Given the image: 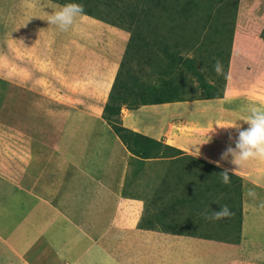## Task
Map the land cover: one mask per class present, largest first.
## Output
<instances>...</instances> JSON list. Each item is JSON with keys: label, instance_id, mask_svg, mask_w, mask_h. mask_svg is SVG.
Returning <instances> with one entry per match:
<instances>
[{"label": "crops", "instance_id": "crops-1", "mask_svg": "<svg viewBox=\"0 0 264 264\" xmlns=\"http://www.w3.org/2000/svg\"><path fill=\"white\" fill-rule=\"evenodd\" d=\"M237 4L228 66L218 59L225 84H217L222 75L214 71L207 78L218 91L192 93L208 98L122 105L125 127L180 151L172 157L173 149L165 147V157L143 160L103 117L126 59L129 31L87 14L61 31L47 21L65 5L60 1L0 0V264H264V209L259 207L264 202V162L238 167L231 155L222 159L229 146L235 148L239 131L249 127L243 121L249 108L264 105V0ZM156 34L151 41L158 39ZM186 35L182 46L188 42L189 48L175 53L174 60L189 57L191 72L205 74L207 60L217 61L208 55L213 46H193L204 35ZM217 46L213 53L220 52ZM200 48L207 55L203 60L198 59ZM129 64L138 71L142 62ZM198 77L193 76L192 90L204 91ZM191 111L199 117L187 118ZM233 123L241 127L218 126ZM166 162L185 168L187 176L178 178L181 195L190 200L188 207L197 203L203 210L208 195L196 194L197 176L203 179L197 169H205L203 185L213 183L207 179L214 170H235L229 184L240 186L241 193L231 200L236 212L231 209L230 219L237 222L241 200L239 240L203 236L205 231L185 230V225L172 230L139 225L149 199L125 195L122 186L129 177L134 186L155 190V181L168 176ZM84 178L105 188V194L97 188L104 196L80 188ZM107 178L118 186L106 194ZM250 189L256 199L248 197ZM181 208L183 224H196L188 222L186 208Z\"/></svg>", "mask_w": 264, "mask_h": 264}, {"label": "rangeland", "instance_id": "rangeland-1", "mask_svg": "<svg viewBox=\"0 0 264 264\" xmlns=\"http://www.w3.org/2000/svg\"><path fill=\"white\" fill-rule=\"evenodd\" d=\"M61 1L62 2L64 1L65 3H69V2L74 3L71 0H61ZM239 1L240 0H102V2L99 3L101 6H99L98 8L102 10L104 15H107L106 17H109L111 20H114L116 23H119L125 26V29L126 28L131 29L134 26L138 28L139 32L135 33L134 43L131 46V48L127 51L128 54L126 55V60H125L126 66L124 70L125 71L128 70L129 65H131L129 63L131 61L133 62L135 59L137 60L138 57L140 61L142 62V65L141 67L140 66L138 67L140 70L134 72L132 75L128 77H125L123 75L122 78H126L125 80L129 79V77L132 78L131 82L133 84L132 85L133 89L135 91H141L142 95L146 96V99L150 97L152 98L156 97V98H162L164 100L165 99L175 100V99H180V98H185V97L196 98L197 96L190 95L193 92H196V93L204 92V95H210L218 91V90L215 91L212 88H210L207 82L208 76L209 75L211 76L214 71L213 70L214 65L210 60H207V63H206L207 68H204L206 69L205 74H201V72L200 73L199 72H196V73L189 72L188 75H190V80L187 81L186 79V81H184L186 82V86L188 87V90L185 89L184 91L183 90L176 91L174 87L175 86L174 80L172 81L170 80L171 82L168 81L167 77H172V75L169 76L172 70H170V68L168 67L167 62L174 61L176 57L175 52L183 53V50H186L187 52L189 48L188 42H186V47L182 46V44L178 46V42H181L180 36L183 30L186 27V32H188L189 34L191 31L188 29V25L192 21L198 26L202 25V27L204 24H207V22H209L210 26H208V29L211 28V30L210 31L207 30L206 34L208 35L207 37H209L212 34L214 35V38L209 37L206 39V37H202V39L200 40H194L193 46H197L201 43L204 44L202 45V48L205 46L212 45L213 47L210 50V53H208V55L214 56L215 58H217V60L218 59L222 60L223 61L222 63L227 65L228 60H229L228 53L230 51V45H231L232 39L234 38L233 36H234V30H235V25H236L235 22L237 23V20H238L236 12L238 11L237 3ZM141 6L143 7L150 6L151 8L152 6H154L152 8V12L153 11H155V13L159 12L157 15L158 17L154 16V18H151V21H153V24L155 26H159L157 32H160L159 34H156V36L159 37L157 40H154L153 43L149 44V46L144 43L143 47H141L142 45H140V43L141 41L144 42V36L146 34H149V32L146 31L147 26L144 23L147 20V15L144 12L143 14L140 12V10L142 9ZM160 8L164 10L162 11ZM95 11L100 12L99 10H96V9ZM132 11H136V14L139 17L140 21L139 19L138 20L134 19L133 21H131V18L134 17V15L130 14ZM166 14H170V16ZM186 14H187V17H186ZM190 14L193 17H188L190 16ZM165 15L166 17L162 20L161 16H165ZM129 16H131V18ZM79 17H85V16L81 15ZM207 17H209L210 20H208ZM175 20H176V24L173 25L172 22ZM184 24H185L184 29H181V27ZM263 32L264 31H262L261 36ZM130 36H131V33H130ZM148 38L151 39V36H149ZM186 38H187V35H186ZM216 43L221 45L220 46L221 49L218 48L220 52L216 51L215 53H213L214 52L213 48L214 46H216ZM165 44H168L167 47L169 50H171V54H170L171 56H169L168 53H165V50H166ZM202 48H200L199 50L200 51L199 58H198L199 60H203L207 56V55L204 56V54L201 52ZM194 54L195 53H189L188 55H194ZM164 55L169 56L168 59L167 57H164ZM163 61L166 63V65L165 63L164 65L161 63ZM149 66H151L152 71L145 72V70H147ZM245 66L246 65H244V67ZM159 67H162V68H159ZM194 75L199 76L198 83L204 82L202 84V86H204V91L192 90V86L194 85V81H193ZM179 77H178V82L181 81ZM214 78H216V75L213 76L211 79H214ZM225 78H226V75L224 76L222 75V77L219 80H217V84L222 83L224 85ZM158 81H160V83ZM143 82H146V84ZM179 83L177 86H180ZM143 92H147V93H143ZM191 116L194 117L193 119H197L199 117L196 114H192V111L190 112V114L188 112L187 118ZM120 121H121V124L123 125L121 119ZM165 164L167 165L166 173L168 174V176L166 177V180H170L174 178L177 180L176 182L171 183L169 181L161 179L160 177V180L155 181L158 183L156 184L157 188L153 191H150V188H152L150 185H146L144 187L143 185H140L139 183V187L134 186V184H132L133 179H130L128 177V179L126 180V183H124L122 186V189L124 190V194L125 195L126 194L127 195L137 194V197H142V196L146 197L147 199H149L150 204L149 203L148 204L151 209L155 207L157 200L161 196L165 197L166 195L170 196L172 193H178V192L181 193V184L178 181V178L180 177L185 178V176H187L185 168H182L181 164H178L175 162H168V163L166 162ZM159 165H160L159 167H160V172H161V166H164V164L160 163ZM158 169L157 168L155 169L154 166H152L153 172L159 173ZM197 170L201 172L203 179H199L200 176L199 175L197 176L198 183L195 186V190H196L197 196L199 197H203V195H208V199L206 201L207 203L206 207L204 208V210L199 209V204L197 203H194L193 208L186 207V199L183 198V202L185 203V205L175 204V208L180 209V210H182L181 207L186 208V211H187L186 219H188V222L192 221L196 223L188 227L187 229L195 230L198 233L205 231L204 233H200V234L203 236L206 235V236L215 237L217 239H221L223 238L224 235L226 236V234L229 233V227L230 225H232L230 222L231 219L227 218V219H224V221H222V219L218 221H213V220L206 219L205 215L206 214L210 215L212 211H219L220 206H224V205H227L230 209L235 210V205L232 203L233 201L231 200L234 198L233 196L235 197L240 196L241 187L240 186L238 187L235 184L231 183V184L226 185L228 186V189L230 190L226 189L224 184L221 182V177L219 175L220 172L218 170L212 171L209 179H207L208 182L210 181V179L213 180V183L203 185L202 181L206 182L205 178L207 176L205 169L204 167H200V170L199 169ZM141 177L142 175L139 176V178ZM88 178H84L85 184L81 185L80 188L85 189V190L88 188L90 190V193L93 195H94V192H99L97 191L98 190L97 188H99V190L103 189L101 185L96 184V182L95 183L90 182ZM214 179L216 180L214 181ZM103 183L107 184L106 194H107V191H113L115 187L117 188L118 186L115 180L113 181L108 178ZM230 186H233L240 190L232 191ZM142 188H145V189H142ZM104 191H105V188L103 189L102 192L104 193ZM99 193L100 195L102 194L103 196L105 194L101 192ZM232 194H235V195H232ZM131 197L132 196H129L128 198H131ZM228 201L231 203H229ZM113 204L114 203L111 202V205ZM94 206H95L96 211H99L101 209V203L94 204ZM208 207H211L212 210H209ZM178 213L177 212L170 213L171 216L169 218H166L165 221H161L160 224L163 226L168 225L167 226L168 229L171 228L169 230L174 229L175 225H177L178 227H179V224L183 226L185 225L184 229L186 230V224H183L184 220L176 222L178 220L177 218H179L177 216ZM174 219H177V220L175 221ZM155 223H159V222L154 221V224Z\"/></svg>", "mask_w": 264, "mask_h": 264}, {"label": "trees", "instance_id": "trees-1", "mask_svg": "<svg viewBox=\"0 0 264 264\" xmlns=\"http://www.w3.org/2000/svg\"><path fill=\"white\" fill-rule=\"evenodd\" d=\"M58 1H60L61 3L65 4V5L68 4V3H65L64 1L62 2L61 0H58ZM71 1L74 2V3H77V4L84 5L83 6L84 7V14H87L89 16H92V17L96 18V19L102 20L104 22H107V23H110V24H113V25H116L118 27H121V28L125 29V26H123V25H121L119 23H116L114 20H111L109 17H106L107 15H104L102 10L98 8L99 6H101L99 3L102 2V0H71ZM69 3H71V2H69ZM94 6H96V7H94ZM141 7H142V9L140 10V12L142 14L144 12L147 15V20L144 23L147 26V30L146 31L149 32V34L145 33L148 36L145 35L144 36V42L141 41V43H140V45H142L141 47H143L144 43L147 44L148 46H149V44L153 43V41H151L148 37L151 36V34L156 33L158 31L159 26H155L153 24V21H151V18H154V16H157L159 12L158 13H155V11L152 12V8L154 6H152V8L150 6L149 7L148 6H146V7L145 6L144 7L141 6ZM95 9L99 10L100 12H96ZM130 14L134 15L133 18H131V16H129L131 18V21H133L134 19L135 20L139 19V17L136 14V11H132ZM135 15H136L137 18L135 17ZM166 15L170 16V14H166ZM166 15L165 16H161L162 20L166 17ZM186 17H187V14H186ZM188 17H193V16H191V14H190V16H188ZM207 19L210 20L209 17H207ZM139 21H140V19H139ZM172 23H173V25H175L176 24V20L173 21ZM184 26H185V24L181 27V29H184ZM199 26L196 25L192 21V22L189 23L188 29L191 31L190 33L192 35L196 36V35H199V34L200 35L203 34L204 35L203 37H206V39L209 38V37L210 38H214V35L211 34L209 37H207L208 35L206 34L207 30L208 31L211 30V28L208 29V26H210L209 22H207V24H204L203 27L201 25L200 26L201 28ZM211 26H213V25H211ZM125 30H127V31H129L131 33L128 45L126 47V54L125 55H127L128 54L127 51L131 48V46L134 43L135 33L136 32L138 33L139 31H138V28L135 27V26L132 27L131 29L126 28ZM159 33L160 32H157V34H159ZM157 38H159V37H157ZM262 38L264 39V32L262 34ZM183 40H186V27H185V29L183 30V32H182V34L180 36V41L181 42H178V46H180V44H184ZM167 46H168V44H165V48H166L165 53H168L169 56H171L170 55L171 54V50H169ZM216 46H217V48L221 49V47H220L221 45H219L218 43H216ZM137 59H139V57ZM125 60L126 59H124V61L121 64V68L119 70V73L117 74L115 82H114V84L112 86V89H111V92H110V95H109V99H108V101H107V103H106V105L104 107V113H103L104 119H106L108 121V123L112 126L114 132L119 136V138L122 140V142L125 144V146L130 150V152L132 154L136 155L137 157L143 159V160H145L147 158L165 157V153H164V150H163L165 147H167L169 149L170 148L173 149L174 153H172V155H170V156L173 157L174 154L175 155L179 154L180 153L179 150L174 149V148H172L169 145H165L163 142H161L159 140H156L154 138L145 136V135H143L141 133L132 131L129 128H127V127H125V126H123L121 124L119 116H120L122 105L125 104V105H129V106L131 105L132 106L133 104H137L139 102H142V103H144V102H148V103L164 102V99H162V98H156V97L152 98V97H150V98L146 99V96L142 95L141 91H135L133 89V86H132L133 84L131 82L132 78L129 77V79H127V80H125L126 78H122L123 75L125 77H128V76L132 75L134 72H136L135 70L133 71L130 68H128V70H126V71L124 70V68L126 66ZM183 61H184V64L181 65V63H183ZM190 61H192V59L189 58V57L188 58L186 57V59L182 58L181 60L177 59V60H174L172 62H167L168 67L170 68V70H172L171 74L169 75V76L172 75V77H167V78H168V81L174 80L176 88L177 87L179 88V89H176V91H182V89H180L181 87L177 86L179 82H180L179 83L180 86H182V87L184 86L185 87L186 86V82H184V81H186V79H187V81L190 80V77L188 75L189 72H191ZM161 63L164 65L165 62L163 61ZM165 65H166V63H165ZM227 66H228V63L226 65V67ZM149 67L151 68V66H149ZM162 67H159V68H162ZM185 67H186V70H185ZM196 72L200 73V71H198V70L195 71L194 70V73H196ZM178 77L181 79V81H179V82H178ZM186 90H188L187 86H186ZM143 93H147V92H143ZM190 95L192 96V94H190ZM204 97L205 96H203V97L202 96H200V97L197 96L196 98L201 99V98H204ZM205 98H208V97H205ZM187 99L190 100V99H192V97L191 98L190 97L189 98L186 97V100ZM175 100H181L182 101V100H185V99L184 98H180V99H175ZM149 101H153V102H149ZM188 188H190V186H189L188 183H186V194L189 191ZM148 203H149V201H148ZM148 203H147V207H146L147 212L144 213V215L142 216V219H141V222L139 223V225L141 227H143V228H158V227L168 228L167 227L168 225L163 226L160 223H161V221H165L166 218H169L171 216L170 213H174V212H177V213L179 212L180 213V209L175 208V204L182 205L183 204V197H182L180 192L172 193L170 196H167V195L165 197L161 196L157 200L155 207H153L151 209L149 207L150 203L149 204ZM189 204H191V202L186 196V207H188ZM241 207L242 206H241V200H240L239 206H238V209H239L238 214L239 215H237L238 216L237 222H235V218H233V220L230 221L232 225H230V227H229V233L226 234V236L224 235L223 238H222V239H224V240H226L228 242H236L237 240L240 239L241 228H240V223L239 222H240V219L242 218L240 216L241 213H242V208ZM234 212H236V211L234 210ZM179 213L177 215L179 217V218H177L178 220L174 219L175 221L177 220L176 222L181 221V217L179 216ZM154 221H157L159 223H155L154 224ZM181 226L182 225L179 224V227H181ZM190 226H192V225H190V224L186 225V229L188 227H190ZM179 227L177 225H175L174 229L175 228H179ZM178 231L179 230H177L176 232H178Z\"/></svg>", "mask_w": 264, "mask_h": 264}, {"label": "clouds", "instance_id": "clouds-1", "mask_svg": "<svg viewBox=\"0 0 264 264\" xmlns=\"http://www.w3.org/2000/svg\"><path fill=\"white\" fill-rule=\"evenodd\" d=\"M84 15V7L77 3H68L63 5L59 11H55L48 16L47 21L49 24L56 25L61 31H68V29L74 24L78 16ZM214 72L217 76L225 75L223 65L221 61L217 60L213 66ZM227 78V76H226ZM249 115L243 119L249 127L245 130L239 131V136L235 142V148L229 146L227 151L223 154L222 159H227L231 155V163L238 167H243L250 161L264 162V105H252L249 108ZM222 129L237 128L241 126L237 123L233 124H219ZM231 139V137H230ZM197 153L199 155L200 149ZM212 162V161H209ZM235 170L224 169L220 172L221 182L225 185L231 182L230 173ZM248 197L252 199L257 198V193L254 190L247 192ZM261 209H264V202L259 204ZM234 213L227 206H220L219 211H212L210 215H205L206 219L218 221L221 219H227L233 216Z\"/></svg>", "mask_w": 264, "mask_h": 264}]
</instances>
